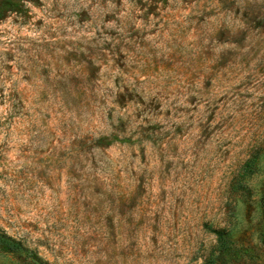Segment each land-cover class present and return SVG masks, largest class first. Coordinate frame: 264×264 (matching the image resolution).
<instances>
[{"label": "rangeland", "instance_id": "374dc122", "mask_svg": "<svg viewBox=\"0 0 264 264\" xmlns=\"http://www.w3.org/2000/svg\"><path fill=\"white\" fill-rule=\"evenodd\" d=\"M0 236V264H264V0L4 10Z\"/></svg>", "mask_w": 264, "mask_h": 264}, {"label": "trees", "instance_id": "16d2710c", "mask_svg": "<svg viewBox=\"0 0 264 264\" xmlns=\"http://www.w3.org/2000/svg\"><path fill=\"white\" fill-rule=\"evenodd\" d=\"M19 4H20V0H8V4L4 6H0V17L4 10H6L7 8H14L16 5H19ZM121 141H130V138H124V139H121ZM111 142H112L111 140H108L105 137L99 139V143L110 144ZM0 242L11 252H20L24 250L23 246L20 243L15 242L11 239L5 238L3 236H0Z\"/></svg>", "mask_w": 264, "mask_h": 264}]
</instances>
